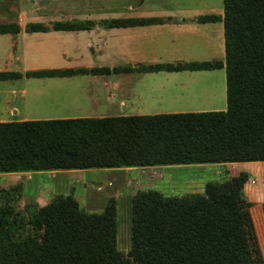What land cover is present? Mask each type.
Listing matches in <instances>:
<instances>
[{"label": "trees", "instance_id": "obj_1", "mask_svg": "<svg viewBox=\"0 0 264 264\" xmlns=\"http://www.w3.org/2000/svg\"><path fill=\"white\" fill-rule=\"evenodd\" d=\"M219 59L128 66L47 68L23 73L0 70V79L69 77L110 72L224 69V110L0 122V172L112 168L163 164L264 161V0H222ZM103 28L163 23L161 18H112ZM89 21L27 22L25 32L87 30ZM15 23L0 33H16ZM264 183V174L262 176ZM245 172L222 184L205 185L206 197L185 198L182 207L156 192L129 199V248L116 245L113 199L99 212L83 210L72 195L57 194L25 212L0 204V264H254L247 236L260 221L243 195ZM248 229L246 231V225ZM203 257L173 259L188 247Z\"/></svg>", "mask_w": 264, "mask_h": 264}, {"label": "crops", "instance_id": "obj_2", "mask_svg": "<svg viewBox=\"0 0 264 264\" xmlns=\"http://www.w3.org/2000/svg\"><path fill=\"white\" fill-rule=\"evenodd\" d=\"M55 8L48 9L46 4H39L31 0L30 6L23 7L19 14L18 32L0 33V45L3 48H22L30 38L54 37L63 39L68 33L77 35L84 33L90 35L91 32H99L100 29L116 31L118 28H103L100 25H94L87 30L65 31L48 30L25 32L22 28L26 21L30 22H49L65 20H102L112 18H149L157 17L163 20L160 24H151L143 26L119 27L142 29L144 27H171L178 30L180 22H197L199 15L207 14L196 11L193 13L188 7H167L166 0H122V5H109L106 0H96L97 7H91L88 10H77L74 7L65 8V0H52ZM85 1V0H73ZM114 2V1H113ZM111 2L110 4H112ZM103 4V5H102ZM209 13L217 15L222 14V9L212 12L213 9H207ZM206 12V11H205ZM49 14V15H46ZM24 18V19H23ZM24 21V22H22ZM201 23V22H197ZM217 24L213 29H206L204 39L201 41L205 48L212 47L208 55H200L198 58H187L182 55L170 53L168 59L162 57V53L157 48H145L143 44L134 42L137 37L134 34L126 35V48L131 51V55L119 52V48H109L111 53L98 55L96 60L92 57L90 60L77 61L74 63L82 67H107L128 66L135 68L138 65L151 64L158 62H187L202 60H223V26L221 21L204 22ZM90 42H87L89 45ZM2 46V45H1ZM175 48V47H172ZM214 48V49H213ZM90 50L92 48H89ZM99 49V52L105 51ZM154 50L156 57L149 58L148 51ZM92 54L96 50L91 51ZM64 56L62 52H57ZM12 59L17 64L23 65L22 55L16 51ZM207 58V59H206ZM93 59V60H92ZM75 62V61H74ZM82 62V63H81ZM73 64H66L65 67H72ZM50 67H21L18 72L31 69H47ZM57 68V67H56ZM63 68V67H59ZM11 70V69H0ZM224 70L222 68L211 70H181V71H157V72H118L110 73L107 76L102 75H77L69 77H26L0 79V122L24 121L37 119H57V118H81V117H104V116H126V115H151L167 113H185L224 110L225 103V77L224 81L214 78L212 72ZM16 71V70H11ZM151 73L153 76L145 78L151 84H139L141 89L129 85H122V81L131 78L128 75H143ZM141 77V76H139ZM147 86V87H142ZM178 165L189 167H210L209 172L213 175H223L222 181H205L200 191L194 189L192 193L180 196H164L157 190L149 189V185L162 177L161 169L169 167L180 168ZM183 167V166H181ZM136 172V173H135ZM239 172L247 174V180L243 184V190L246 197H259L264 194V183L262 176L264 174V161H239L223 163H200V164H163L149 166H126L112 168H82V169H63V170H41V171H14L0 172V175L6 176L3 180L5 192L4 204L14 210L19 211L27 204L35 202L38 205H44L46 201L43 195L48 191L43 187L32 196H26V189L20 181V177L31 180L33 175H38V180L49 179L57 184V176H61V183L65 182V194L81 196L85 195L92 202L94 197H102L100 192L102 188H108L109 197H131L137 191L156 192L161 197H185L197 198L206 197L205 185L213 186L222 184ZM88 173H98L102 175L103 183H99L92 193L84 194L95 180L87 177ZM135 174V175H134ZM133 175V176H131ZM96 176V175H95ZM87 178L86 180H84ZM192 188L197 186V181L193 178L185 179ZM146 189L139 188L142 184ZM257 183V184H256ZM77 184V185H76ZM52 185V186H51ZM50 188L56 186L51 184ZM58 189V188H56ZM6 194L8 196H6ZM60 194V193H58ZM57 195V194H54ZM53 195V196H54ZM46 196V195H45ZM44 198V199H42ZM103 206L105 200H103ZM90 205L89 203H87ZM102 204V203H101ZM99 206H102V205ZM84 206H86L84 204ZM91 206V205H90ZM103 208V207H102ZM101 208V209H102ZM101 211V210H100Z\"/></svg>", "mask_w": 264, "mask_h": 264}, {"label": "rangeland", "instance_id": "obj_3", "mask_svg": "<svg viewBox=\"0 0 264 264\" xmlns=\"http://www.w3.org/2000/svg\"><path fill=\"white\" fill-rule=\"evenodd\" d=\"M35 2L40 4H46L48 9L55 8V3L52 0H34ZM114 1V2H113ZM109 5L115 6L118 4L122 5V0H106ZM113 2L112 4H110ZM31 0H0V24L4 23H15L18 25L19 22V14L23 7L30 6ZM103 5V4H102ZM98 3L96 0H85V1H73V0H65V8L74 7L77 10L83 9V11L88 10L91 7H97ZM167 7H188L191 9L193 13L196 11L209 13L207 9H213L212 12H216L218 9H222V0H166ZM99 8V6H98ZM85 9V10H84ZM206 11V12H205ZM49 15V14H46ZM24 19V18H23ZM104 20V19H102ZM102 20H81L83 22L89 21L92 23V27L94 25H99ZM24 22V21H22ZM33 22V21H30ZM55 21L43 22V24L47 26H51ZM27 23V21L25 22ZM25 23H22L24 28ZM42 23V22H41ZM181 26L178 30H174L171 27H144L142 29H134L131 30L129 28H118L116 31H109L100 29L99 32L93 31L90 35H86L83 32L78 33L77 35L68 33L65 35L63 39H56L54 37H45V38H30L27 40L26 44H23L22 48H10L7 50L3 48V44L0 45V69L6 68L11 70H19L21 67H50V68H65L66 64H73L70 68H78L82 67L80 65L74 64L78 63L77 61L84 62L85 60H90L92 57L96 60L98 55H104L108 52L111 53L109 48H119V52L131 55V51L126 48V35L134 34L137 37L134 42H138L143 44L145 48H157L158 52L162 53V57L164 59H168L170 53H173V49L175 55H179L187 58H198L200 55H208L206 53L210 52L212 47L205 48L202 46L201 41L204 39L205 30L213 29L217 27V24L210 23H197V22H180ZM87 42H90L87 45ZM175 47V48H172ZM89 48H92L91 50ZM106 49L105 51L99 52V49ZM214 49V48H213ZM92 50H96L94 54H92ZM19 51L22 55V61L24 64L21 66L16 63L15 60L12 59V55ZM57 52H62L64 56L59 55ZM147 53L149 58L156 57L155 51L150 50ZM207 59V58H206ZM93 60V59H92ZM214 60V59H213ZM224 60V59H223ZM222 60V62H223ZM75 61V62H74ZM167 61V60H166ZM165 61V62H166ZM81 62V63H82ZM68 68V67H67ZM138 68V67H137ZM34 70V69H31ZM27 71V70H26ZM25 71L21 72L22 75ZM114 73V72H110ZM109 73V74H110ZM214 74V78H219L220 81H224V70H216L212 72ZM108 74V75H109ZM92 75V74H86ZM107 76V74H96ZM131 78L126 77L127 79L122 81V85L133 84L135 88L141 89L139 84H147L150 85L151 82L148 77L153 76L151 73L141 74V75H128ZM141 76V77H139ZM147 87V86H142ZM183 166V167H181ZM180 168L169 167L166 169H161V173L163 174L159 180L154 181L148 187L149 189L157 190L164 196H180L183 194H189L197 189L200 191L202 185L205 181H222L224 176L221 175H213L209 172L210 167H189L184 165H178ZM136 173V172H135ZM96 175V176H95ZM135 175V174H134ZM86 176L95 180L93 185H90L88 189H86L84 194L94 192L95 187L99 183H103L102 175L98 173H88ZM133 176V175H131ZM20 177V181L24 188L26 189L25 194L32 196L37 193L43 187H47L48 191L46 192V201L43 200V204L48 202L54 194H65V182L61 183V176H57V184L54 181H49V179H44L42 181L38 180V175H33L31 180L24 179ZM6 178L4 175H0V204L5 201V192L4 187L6 185L3 184V180ZM193 178L197 181V186L192 188L189 183L185 181V179ZM85 178L84 180H86ZM51 184H55L56 186L50 188ZM142 184V183H141ZM257 184V183H256ZM77 185V184H76ZM52 186V185H51ZM58 188V189H56ZM139 188L146 189V186L142 184ZM243 195L246 200L259 205L264 203V194H260L259 197L250 198L249 200L244 190ZM110 191L108 188H102L100 192L96 194L102 195V197H94L89 200L85 195L75 196L74 198L77 200L79 206L87 211V212H99L103 207V200L107 201L108 199H113L116 207V218H117V230H116V245L120 250H126L129 248V199L130 197H107ZM6 196H8L6 194ZM42 198V199H44ZM165 205L168 203L173 206H181L182 201L185 198H164ZM192 199V198H186ZM89 203L90 205H88ZM102 203V204H101ZM84 204L86 206H84ZM102 206H99V205ZM38 205V204H37ZM19 212H25L24 208L21 207ZM257 212L260 214V221L256 224V227L253 228L254 236H247L248 244L250 247V252L254 261V264H264V208H257ZM246 225V224H245ZM248 226L246 225V231ZM204 250L199 247V253L197 251H193L188 247H184L183 252L177 253L176 257L173 259H181V258H195V257H203ZM230 264H238V259L235 257L230 260Z\"/></svg>", "mask_w": 264, "mask_h": 264}]
</instances>
